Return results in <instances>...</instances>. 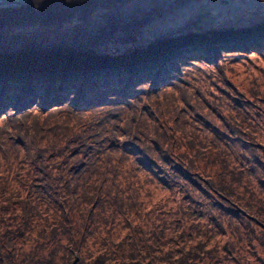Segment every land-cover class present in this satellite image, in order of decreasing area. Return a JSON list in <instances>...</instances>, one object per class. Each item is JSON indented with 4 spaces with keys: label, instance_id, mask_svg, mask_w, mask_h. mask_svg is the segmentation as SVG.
Returning <instances> with one entry per match:
<instances>
[{
    "label": "trees",
    "instance_id": "obj_1",
    "mask_svg": "<svg viewBox=\"0 0 264 264\" xmlns=\"http://www.w3.org/2000/svg\"><path fill=\"white\" fill-rule=\"evenodd\" d=\"M126 1L0 7V264H180L218 234L264 228L237 194L255 185L264 205V98L221 70L264 58V18L138 43L154 14L111 11L82 40L3 42Z\"/></svg>",
    "mask_w": 264,
    "mask_h": 264
},
{
    "label": "rangeland",
    "instance_id": "obj_2",
    "mask_svg": "<svg viewBox=\"0 0 264 264\" xmlns=\"http://www.w3.org/2000/svg\"><path fill=\"white\" fill-rule=\"evenodd\" d=\"M126 2L118 4L115 9L108 8L95 11L82 21H67L49 26L15 29L6 35L3 42L15 46L30 39L44 44L82 40L87 37H84V35L98 32L100 25L111 11L132 13L137 9H147L154 14L149 20L145 18L141 20L138 27V35L140 34L139 39L141 41H138V43L154 41L163 35L192 30L197 27L214 25L222 27L227 25L242 26L252 23L260 17L264 18V0H130ZM5 6L16 7L4 3L0 4V7ZM105 46L108 49H113L114 44L106 42ZM120 47L123 49L133 48L129 43L121 44ZM221 70L225 71L223 77L227 82L236 91L240 92L245 99L256 101L258 98H264L263 57H260V59L256 57H227L226 64L221 67ZM219 83L221 82H217L218 85H220ZM207 84L203 78H197L194 90L203 91ZM217 87L215 86V89ZM224 88L226 92H223V96L227 97L230 90ZM257 186H259V182H257ZM238 193L243 195L242 199H245V202H241L245 203L243 208H246V211L252 210L250 212L252 213L255 210H260L262 214L260 217L264 218V205L256 202L260 196L258 192L256 193L255 185L254 187L246 185L241 189H237ZM153 199H158V195L153 196ZM174 203L170 202V205H174ZM243 231L240 227L238 233L225 232L212 237L211 240L199 244L203 248L198 256L189 260L184 257L183 262L186 264H264V228L257 223L253 224L252 234L250 233L251 241H248V235ZM196 241L186 243L187 246L191 247V253L193 254H197L195 251L197 248L195 247ZM228 246L230 249L227 251L226 247ZM177 257L173 256V259L176 260ZM181 258L183 257L178 259ZM139 260L141 264L163 263V261L156 262L153 259L149 260V258L144 257L139 258ZM183 262L180 264H183Z\"/></svg>",
    "mask_w": 264,
    "mask_h": 264
},
{
    "label": "water",
    "instance_id": "obj_3",
    "mask_svg": "<svg viewBox=\"0 0 264 264\" xmlns=\"http://www.w3.org/2000/svg\"><path fill=\"white\" fill-rule=\"evenodd\" d=\"M6 2H3L4 4H7V5H12V6H18V5H24L26 4L27 2H29L30 0H24V1H9V0H4Z\"/></svg>",
    "mask_w": 264,
    "mask_h": 264
},
{
    "label": "bare ground",
    "instance_id": "obj_4",
    "mask_svg": "<svg viewBox=\"0 0 264 264\" xmlns=\"http://www.w3.org/2000/svg\"><path fill=\"white\" fill-rule=\"evenodd\" d=\"M12 1H13V0H12ZM21 1H24V0H21ZM3 2H6V1H4V0H0V4L3 3Z\"/></svg>",
    "mask_w": 264,
    "mask_h": 264
}]
</instances>
